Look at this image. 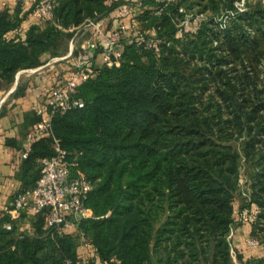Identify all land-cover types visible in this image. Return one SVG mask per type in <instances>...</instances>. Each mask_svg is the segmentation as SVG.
<instances>
[{
	"label": "trees",
	"instance_id": "trees-1",
	"mask_svg": "<svg viewBox=\"0 0 264 264\" xmlns=\"http://www.w3.org/2000/svg\"><path fill=\"white\" fill-rule=\"evenodd\" d=\"M54 1L52 21L34 19L29 0L0 8V90L57 56L61 39L72 37L63 30L99 20L121 2ZM195 1L205 20L179 38L183 0H172L158 17L150 11L155 0H142V27H155L168 45L158 52L126 45L118 67H104L80 86L75 98L83 107L52 119L70 172L92 183L85 200L90 216L77 221V230L100 262L232 264L227 235L241 195L242 160L252 177L250 202L239 208L260 209L251 236L264 243V4L243 0L241 11L238 0ZM23 90L18 83L12 95ZM51 144L50 136L32 144L21 191L35 185L37 160L53 154ZM8 222L11 230L3 227ZM42 224L40 215L33 217V233L18 238V222L6 217L0 264L82 258L93 264L77 249L76 236L45 235Z\"/></svg>",
	"mask_w": 264,
	"mask_h": 264
},
{
	"label": "built area",
	"instance_id": "built-area-1",
	"mask_svg": "<svg viewBox=\"0 0 264 264\" xmlns=\"http://www.w3.org/2000/svg\"><path fill=\"white\" fill-rule=\"evenodd\" d=\"M34 10V19L52 21L54 0H29ZM117 0H108L107 4ZM108 15L99 20H86L77 27H72L64 32L72 34L68 53L62 57L50 59L43 67L53 71L50 88L43 93L42 101L35 109L37 121L31 126L22 144L21 158L26 159L31 151L32 144L39 138L52 137L51 148L53 154L37 160L39 177L32 188L16 194L8 215L11 220L18 222L17 237L23 234H32L30 223H19L23 213L32 218L40 215L43 218L42 231L45 235L52 236L70 233L77 237V249L88 252V257L94 264H108L100 262L96 248L88 238L78 232L77 217L80 219L90 216V211L85 206V200L92 189V183L80 172H70L73 163L68 161L67 152L61 147L59 139L52 136V119L56 114H64L72 108H82L83 101L75 98L80 86L88 80L94 79L99 71L104 68L118 67L121 63L124 47L133 44L146 50L158 52L161 44L168 43L157 36L156 28H143L140 16L144 7L142 0H120ZM158 4L150 9L158 17L172 0H155ZM180 19L175 23L176 37L188 35L194 25L205 20L202 13H186L182 7L178 8ZM60 28V27H58ZM61 29V28H60ZM18 28L15 32L20 33ZM77 37H85L76 43ZM100 44V45H99ZM31 69L30 71H35ZM22 72V71H21ZM20 74V72H19ZM240 179L241 196L250 202V193L245 190L246 180ZM244 189H241V187ZM260 209L251 205L249 209L234 211V222L230 227L227 240L233 235L234 225L254 224L259 217ZM11 230L8 222L3 226ZM251 247L260 245V241L251 236L247 240ZM230 255L235 254L230 248ZM64 264H72L67 260ZM76 264H88L85 259Z\"/></svg>",
	"mask_w": 264,
	"mask_h": 264
},
{
	"label": "crops",
	"instance_id": "crops-1",
	"mask_svg": "<svg viewBox=\"0 0 264 264\" xmlns=\"http://www.w3.org/2000/svg\"><path fill=\"white\" fill-rule=\"evenodd\" d=\"M5 1L11 3L14 0H0V3ZM57 57L53 56L51 59ZM45 64L47 63L42 64L35 71H22L26 77L22 86L24 88L22 95L17 97L12 95L18 85V78L10 88L0 90V224H3L6 217L10 218L7 212L16 194L25 188L22 181L24 160L21 158L22 144L34 124L33 119L37 118L34 109L42 101L43 93L50 88L54 73L48 70V67L41 68ZM234 206L236 211H242L237 202ZM31 220L30 215L23 213L19 223L27 222L31 225ZM251 233V224L234 225L230 240V248L235 254L234 258L231 257L232 264H251L264 260V243L257 247L247 244ZM82 253L89 255L85 251ZM236 256H240L241 261H238Z\"/></svg>",
	"mask_w": 264,
	"mask_h": 264
},
{
	"label": "rangeland",
	"instance_id": "rangeland-1",
	"mask_svg": "<svg viewBox=\"0 0 264 264\" xmlns=\"http://www.w3.org/2000/svg\"><path fill=\"white\" fill-rule=\"evenodd\" d=\"M17 0H14V1H11V3H9V1H5V2H2L0 3V8H3V7H12L14 6V4H16ZM196 2L195 0H183V5H182V8L184 9V11L188 14L192 13H200L198 10V6L196 5ZM248 2L250 3H256V2H260L261 4H264V0H248ZM235 6L237 9L243 11L244 10V3H243V0H238V1H235L234 2ZM204 16H205V13H202ZM207 16H209V12L206 13ZM227 15L228 14H224L222 15L221 17H219L217 19V21L219 22H224V20L227 18ZM230 15V14H229ZM176 23V22H175ZM70 39L71 38H68V37H63L60 41V44L57 48V56L58 57H62L64 55H66L68 53V50H69V43H70ZM85 37H77L76 38V43H79L81 42L82 40H84ZM21 74L19 75L18 77V83L23 86L25 80H26V77H25V74H23L22 72H20ZM5 90V89H4ZM241 173L243 174L244 178L243 180H246L249 181L251 180V177H252V167L249 168V164H247L246 161L242 160L241 161ZM245 186L241 187V189H244ZM249 188V185L246 183V187H245V190L249 191L248 190ZM250 189V188H249ZM235 202H237L239 204V206H241L242 204H245V201H244V198L240 195V196H237L236 197V200ZM259 222L257 221L256 222V225L258 224ZM258 234H261L260 232Z\"/></svg>",
	"mask_w": 264,
	"mask_h": 264
},
{
	"label": "water",
	"instance_id": "water-1",
	"mask_svg": "<svg viewBox=\"0 0 264 264\" xmlns=\"http://www.w3.org/2000/svg\"><path fill=\"white\" fill-rule=\"evenodd\" d=\"M18 76H19V73L16 75V79L18 78ZM14 85H15V84H14ZM13 89H14V87L11 89V91H12ZM77 219L79 220L80 217L78 216Z\"/></svg>",
	"mask_w": 264,
	"mask_h": 264
}]
</instances>
